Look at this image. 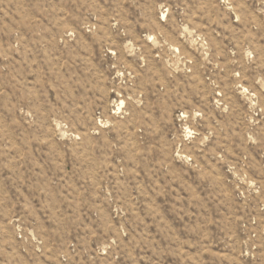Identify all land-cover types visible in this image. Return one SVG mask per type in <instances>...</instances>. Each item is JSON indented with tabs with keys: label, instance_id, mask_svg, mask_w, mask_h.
<instances>
[{
	"label": "rangeland",
	"instance_id": "rangeland-1",
	"mask_svg": "<svg viewBox=\"0 0 264 264\" xmlns=\"http://www.w3.org/2000/svg\"><path fill=\"white\" fill-rule=\"evenodd\" d=\"M0 264H264V0H0Z\"/></svg>",
	"mask_w": 264,
	"mask_h": 264
}]
</instances>
